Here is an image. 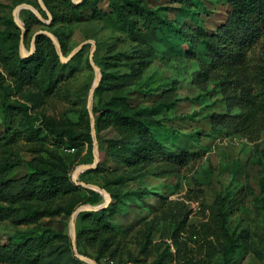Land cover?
<instances>
[{
	"label": "trees",
	"instance_id": "obj_1",
	"mask_svg": "<svg viewBox=\"0 0 264 264\" xmlns=\"http://www.w3.org/2000/svg\"><path fill=\"white\" fill-rule=\"evenodd\" d=\"M42 1L51 18L37 0L35 7L46 21H50L49 24L39 20L31 10H24L28 14L21 20L24 34L14 17L7 18L5 28L0 31V65L3 69L0 91H8L10 80L22 96V100H8L2 106L0 223L10 221L18 226H33L28 232H16L6 244L0 240V263L87 264L76 257L69 234L49 225L40 226L41 220L72 217L84 205L100 206L103 190L117 198L112 184L118 177L122 179V168L145 175L157 165L172 168L185 164L192 157L185 145L170 146L160 140L156 131L155 125H158L174 132L156 119L162 112L169 113L175 104L170 90L158 93L144 85L137 87V80L149 65L143 50L153 41L161 37H178L187 46L179 45L176 53L192 58L205 56L195 82L202 89L208 83L216 82L227 106V112L210 116L214 127L251 141L261 139L264 134V0H218L227 6V12L225 23L213 33L202 26L192 28L170 19L152 4V0ZM175 1L187 14L202 4V0ZM91 19H115L128 41L139 47L132 55L110 51L98 64L102 78L94 94L93 115L100 161L90 170L103 175V185L98 191L73 182L71 167L60 153L62 148L82 149L85 145L93 151L89 111L71 107L70 110L78 114L77 122L43 114L38 127L29 105L37 107L53 97L70 103L76 73L74 62L84 49L64 63L53 40L46 34H39L35 41L36 51L28 57H23L21 52L22 35L24 41L27 40L39 26L41 31H49L58 38L62 53L68 57L70 53L63 30ZM123 63L130 73L110 71ZM88 66L92 68L90 64ZM26 87L38 88L41 92L25 93ZM136 95H142L143 100ZM105 131L113 132L115 137L102 138L100 135ZM43 133L51 138L50 147L37 140ZM23 151L33 157L25 163L24 176L12 179L13 171L23 166ZM261 152L264 160V149ZM111 164H114L113 168ZM115 173H118L117 178L113 179ZM114 206L109 204L98 211H79L76 217L81 228L75 236L78 251L98 264L103 259L119 264H139L141 261L125 242L128 234L120 233L112 223ZM183 227L178 228L179 232ZM202 232L219 243L216 247L215 242H210L211 257L220 254L226 259L237 242L228 228L227 213L217 204L210 208ZM166 257L162 255L152 264H166L167 261L198 264L181 254L170 260Z\"/></svg>",
	"mask_w": 264,
	"mask_h": 264
},
{
	"label": "rangeland",
	"instance_id": "obj_2",
	"mask_svg": "<svg viewBox=\"0 0 264 264\" xmlns=\"http://www.w3.org/2000/svg\"><path fill=\"white\" fill-rule=\"evenodd\" d=\"M37 1L43 8L41 2ZM35 2L36 0H0V31L5 28V20L9 17H14L16 24L17 21L22 23L21 20L28 17L24 10H31L39 20L48 24L35 7ZM152 4L163 10L170 19L186 23L192 28L202 26L213 33L225 23L227 6L222 1L202 0V4L189 14L181 11L175 0H152ZM19 6L25 7L18 10L16 16L15 12ZM33 9L37 10L38 14ZM40 28L38 26L24 41L26 53L22 54L23 57H28L34 51V33L41 31ZM63 31L69 56L79 46L87 44L82 48L83 51L80 50L81 53L78 51L75 54L77 56L80 53L74 62L76 73L70 103L53 97L45 99L37 107L29 104L38 127L43 114L77 122L78 114L70 108L76 106L89 111L91 90L98 78L96 70L88 65L93 61L102 74L98 64L110 51H122L132 55V51L139 48L128 41L126 33L115 19L85 20ZM181 44L187 46L178 37H161L153 41L149 48H145L143 56L149 65L137 80V87L144 85L149 89L158 90V93L170 90L175 104L169 113L162 112L156 119L172 128L174 132L163 130L158 125H155L156 131L160 140L170 146L185 145L192 157L185 164L172 168L166 167L165 164L157 165L145 175H137L122 168L121 180L120 177L116 179L118 173L112 176L116 179L112 184V191L117 198H112L108 191L103 190L104 199L100 206H84L98 208L106 204L115 205L111 212L112 223L120 233L128 234L125 242L141 261L139 264H152V261L162 255H167L166 258L170 260L177 254L191 258L198 264H264V160L261 152L264 149V134L258 141H251L214 127L210 116L213 113L227 112V106L216 87V82L208 83L204 89L195 82L206 57L192 58L176 53V48ZM62 56L64 63L74 58L67 61L63 53ZM110 71L130 73L125 63ZM0 72H3L1 65ZM7 83L11 85L8 91H0V123L3 103L8 100H22L14 84L10 80ZM24 90L25 93L33 94L41 92L32 87H26ZM139 98L143 100L142 95ZM93 102L94 98L92 104ZM2 129L0 126V132ZM100 136L104 139L115 137L111 131L102 132ZM96 137L99 150L97 132ZM37 140L49 147L52 144L46 133L40 135ZM60 153L71 167L73 182L87 189H101L103 175L90 172L99 164L94 148L91 151L88 145L82 149L66 147L60 149ZM22 156L23 166L13 171L10 176L12 179L24 176L25 163L33 157L28 151H23ZM113 167L114 164H111V168ZM165 169L168 171L162 174L160 171ZM216 204L227 213L228 228L237 238L226 259L220 254L211 257L210 242H215L216 247L219 243L213 237L207 238L202 232V225L208 221L210 208ZM46 225L69 234L75 253L72 217L41 220L40 226ZM181 225L184 229L179 232ZM80 228L76 217L75 236ZM32 229L33 226H18L10 221L1 222L0 240L6 244L16 232L25 233ZM77 253L82 255L78 248ZM79 259L92 264L88 260ZM101 264L119 263L103 259ZM166 264L175 263L167 261Z\"/></svg>",
	"mask_w": 264,
	"mask_h": 264
},
{
	"label": "water",
	"instance_id": "obj_3",
	"mask_svg": "<svg viewBox=\"0 0 264 264\" xmlns=\"http://www.w3.org/2000/svg\"><path fill=\"white\" fill-rule=\"evenodd\" d=\"M39 1L41 2L43 8L47 11V8H46L44 2H43L42 0H39ZM75 2L78 3L79 1H76V0H75ZM22 7H25V6H19V7H17L16 12H15V15H16V16H17V12H18V10H20ZM26 7H27V6H26ZM33 10L35 11L36 14H38L37 10H35V9H33ZM47 12H48V11H47ZM48 14H49V16H50V18H51V14H50L49 12H48ZM49 23H50V21H48V24H49ZM17 24H18V26L22 29L23 34H24V33H25L24 25H23L21 22H19V21H17ZM39 34H46L48 37H50V38L53 40V42H54V44H55V46H56V48H57V50H58V53H59V55L61 56V59H62L63 56H62V51H61V46H60L59 40H58V38H57L54 34H52V33L49 32V31H39V32H37V33L35 34V36H34V38H33L34 51H33L31 54H33V53L36 51L35 41H36V37H37V35H39ZM86 44H87V43H84V44H82L81 46H79L77 49H75V50L72 52V54H71L69 57L66 58V60L68 61V60L72 59V58L75 56V54H76L78 51H80V50L84 47V45H86ZM21 52H22V54H25V53H26V52H25V47H24V35H22ZM31 54H29V56H30ZM92 56H93V54H92ZM91 65H92V67L96 70V72H97V74H98L97 82H96L95 86L93 87V89L91 90V99H90V102H89V113H90L91 123H92V137H93V141H94V153H95V155H96L97 163H98V162H99V150H98V143H97V137H96V127H95V119H94V115H93V104H92V101H93V98H94L95 90H96V89L98 88V86H99V83H100V79H101L102 74H101V71H100V69L98 68V66H97L93 61L91 62ZM106 206H107V204L104 205V206H102V207H98V208H93V207H91V206H84L83 208H79V209H78L77 211H75L74 214L72 215V240H73V245H74V247H75V248H74V249H75V254H76L79 258H82V259L88 260V261H89L90 263H92V264H97V262H96L95 260L91 259V258H88V259H87V258H85L83 255H80V254L77 253V248H76V243H75V219H76V216H77V214L79 213V211H80L81 209H82V210H89V211H98V210H100V209L105 208Z\"/></svg>",
	"mask_w": 264,
	"mask_h": 264
}]
</instances>
